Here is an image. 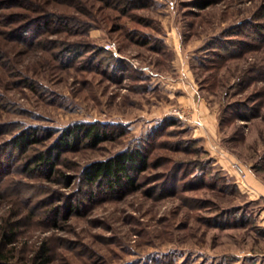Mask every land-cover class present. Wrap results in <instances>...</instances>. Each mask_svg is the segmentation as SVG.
Instances as JSON below:
<instances>
[{
	"label": "rangeland",
	"instance_id": "374dc122",
	"mask_svg": "<svg viewBox=\"0 0 264 264\" xmlns=\"http://www.w3.org/2000/svg\"><path fill=\"white\" fill-rule=\"evenodd\" d=\"M41 14L68 17V28L33 25ZM187 80L215 107L214 135L196 102L168 93ZM75 120L117 124L47 171L33 154ZM155 126L133 187L81 181L85 162ZM29 128L40 138L13 147ZM246 167L264 181V0H0V225L14 229L0 250L10 264L41 247L45 264H264V191Z\"/></svg>",
	"mask_w": 264,
	"mask_h": 264
},
{
	"label": "trees",
	"instance_id": "16d2710c",
	"mask_svg": "<svg viewBox=\"0 0 264 264\" xmlns=\"http://www.w3.org/2000/svg\"><path fill=\"white\" fill-rule=\"evenodd\" d=\"M62 18L64 20H62ZM29 20L30 22H34L33 25L36 26H38L39 23L46 26L49 22L54 23L55 20H58V22L63 23V28H68V17L63 15L62 17L55 18L54 15L49 16V14H44L43 16V14H41L40 19L37 18L36 20V18H33ZM219 47L223 46L219 44ZM103 50H105V48L102 46L98 51ZM109 59L112 60L109 61L110 65H113V61L118 62L121 58L110 55ZM122 68H124L123 64H120V66L117 67V69ZM162 120L165 123L178 122V119L172 116H165ZM115 124L117 123L97 120H75L69 122L58 130L56 136L49 145L33 154V157L38 159L47 171H51L53 169V157H57L59 152L67 149H75L82 142L87 145H94L99 140L109 137V133L112 132ZM158 131L159 127L157 128L155 126L154 128H150L143 137L134 140V142L127 143L123 147L102 158H95L85 162L79 170L81 181L95 188L103 187L105 190L111 192L118 189H124L126 186L133 187L137 174H139L149 162L148 137L150 134H157ZM39 138L36 130L29 128L22 129L15 133L10 138V141L12 142L13 147L24 148L30 143L37 141ZM35 167L36 166H31L26 169L33 171ZM66 209L69 212L73 207L72 205H68ZM6 224L7 222L4 221V224L0 225V247H2L4 243L14 240V229L13 227L5 229ZM5 251L6 249L0 250V264H10L4 254ZM48 259L46 248L41 247L29 264H45Z\"/></svg>",
	"mask_w": 264,
	"mask_h": 264
},
{
	"label": "crops",
	"instance_id": "0c3cea01",
	"mask_svg": "<svg viewBox=\"0 0 264 264\" xmlns=\"http://www.w3.org/2000/svg\"><path fill=\"white\" fill-rule=\"evenodd\" d=\"M185 74L187 72L185 71ZM169 82V81H168ZM178 82V81H177ZM168 85V84H165ZM169 87V85H168ZM175 87V88H174ZM194 82L192 80L187 81H180L175 84V86H171L168 92L169 94H172L174 98L181 101L182 104L186 105H192L194 102L197 103V110L199 111L200 115V127H204L207 131V134H215V125H216V117H215V107H210L202 98L195 100L193 98V92H194ZM183 109V108H182ZM184 110V109H183ZM245 175L247 179L256 187L264 191V181L261 180V178L256 177L254 172L246 167Z\"/></svg>",
	"mask_w": 264,
	"mask_h": 264
},
{
	"label": "built area",
	"instance_id": "2783aa9c",
	"mask_svg": "<svg viewBox=\"0 0 264 264\" xmlns=\"http://www.w3.org/2000/svg\"><path fill=\"white\" fill-rule=\"evenodd\" d=\"M104 46L107 48H111L113 49V43L111 41H107L104 43ZM229 165L233 167L234 171H235V180L236 182H243V175H244V170L243 168L240 166V164H238L235 161L230 160L229 161Z\"/></svg>",
	"mask_w": 264,
	"mask_h": 264
}]
</instances>
